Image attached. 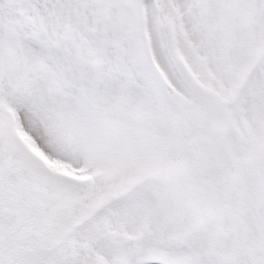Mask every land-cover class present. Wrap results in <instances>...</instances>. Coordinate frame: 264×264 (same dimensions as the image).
Masks as SVG:
<instances>
[{
  "label": "snow or ice",
  "instance_id": "6c2138e0",
  "mask_svg": "<svg viewBox=\"0 0 264 264\" xmlns=\"http://www.w3.org/2000/svg\"><path fill=\"white\" fill-rule=\"evenodd\" d=\"M0 264H264V0H0Z\"/></svg>",
  "mask_w": 264,
  "mask_h": 264
}]
</instances>
